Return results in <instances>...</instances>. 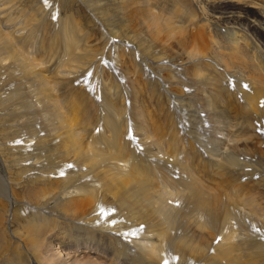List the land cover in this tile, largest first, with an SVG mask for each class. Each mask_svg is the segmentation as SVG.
I'll use <instances>...</instances> for the list:
<instances>
[{
    "label": "bare ground",
    "instance_id": "1",
    "mask_svg": "<svg viewBox=\"0 0 264 264\" xmlns=\"http://www.w3.org/2000/svg\"><path fill=\"white\" fill-rule=\"evenodd\" d=\"M124 1L125 20L164 8L162 0ZM170 3L188 21L184 59L190 65L188 77L197 88L199 101H206L204 106L215 122L220 124L222 119L229 118L235 121L234 135L226 121L219 133L222 142L214 137L213 144L221 146L228 139L222 149L225 153L237 143V149L242 151L255 146L257 154L245 155L242 164L246 168H252L251 163L264 167V0H175L178 7L171 0ZM207 10H211V17ZM186 13H190L189 17ZM154 21L152 37L157 40V34L173 21L164 22L159 17ZM62 35L67 49L73 48L68 26H63ZM10 54L7 59L12 61V67H17L19 81L23 78L34 83L30 94L36 98V110L46 122L48 133L31 138L35 140V153H24L32 156L28 158L32 162L27 163V170L35 167L37 172L34 180L26 183L27 191L19 183L16 188L10 187L4 169H0V193L8 204L6 211L0 204V264H57L48 260L53 246L59 253L66 252L70 261L81 257L78 262L85 264H92V257L102 259L104 264H264V251L251 239L264 238L261 206L251 207L249 200L238 205L224 194L222 200L221 192L204 187L194 177L186 160L178 162L182 176L174 184L177 187H170L177 192L168 190L171 180L158 173L164 172L168 163L150 162L148 156L152 154L148 151L151 148L162 152V144L167 146L174 141L169 122L162 128L134 111L132 130L135 137H141L143 148L139 152L143 154L131 155L132 149L126 150L120 140L122 116L115 106L116 97H105L104 104L113 116L104 113L102 124L107 133L97 141L116 153L96 151L92 144H86L98 120L94 117L95 109L88 95L72 87L80 73L75 68L71 73L54 69L52 76H48L54 66L40 69L39 64L33 68L27 60L14 55L11 43L0 36V55ZM93 57L89 51L83 60ZM4 64L0 59V67ZM234 67L237 89L228 94L223 79ZM13 88L15 96L23 97L16 85ZM203 90L210 93L207 98L201 94ZM23 128L26 131V126ZM161 129L164 141L148 136V131L158 136ZM166 130L172 133L170 138L165 135ZM124 137L130 144L128 136ZM253 137L259 142H254ZM132 142L137 143L134 138ZM191 155L188 162L193 161L195 154ZM11 157L15 166L21 162L20 157ZM167 162L172 161L167 157ZM215 163L220 164L221 159ZM236 166L234 160H226L218 171L226 185L232 184V170ZM0 167L3 168L1 164ZM60 173L65 175L54 177ZM156 180L161 182L160 187ZM17 199L25 202L29 213L22 216L21 209L12 211ZM174 202H178V207ZM250 225L254 229V234L249 233L252 236L246 233V226ZM260 238L256 240L261 244ZM215 239H219L218 243L212 244Z\"/></svg>",
    "mask_w": 264,
    "mask_h": 264
},
{
    "label": "rangeland",
    "instance_id": "2",
    "mask_svg": "<svg viewBox=\"0 0 264 264\" xmlns=\"http://www.w3.org/2000/svg\"><path fill=\"white\" fill-rule=\"evenodd\" d=\"M171 1L175 4V0ZM162 4L164 8L162 9L161 6L159 11L153 10L150 14L147 11L144 12L143 15L146 18L141 16L125 20L127 9L124 0H0V36L3 40H8L11 43L14 55L19 59L27 60L33 68L39 64L41 65L40 69L54 66L55 68L52 67L50 72L46 71L47 68L44 70L46 73L48 72V76H52L54 69L59 72L68 71L71 73L72 68H75L77 73H80L78 81L74 82L72 87L83 91L86 96L88 95L87 98L95 109L94 117H97L98 120L96 125L92 126V132L86 140V144H92V148L96 151L108 154L116 153V150H109L108 146L97 141L101 134L107 133L102 124L104 113L113 116L104 103L109 96L116 97L115 101L118 104L115 106L118 115L122 116L121 121L123 122H120V126H122L120 140L126 150L132 149L131 155L135 154L140 157L139 155L143 154V152H139L143 148V144L141 145L139 141L141 137H135L132 130L134 111L139 112L146 121L162 128L165 122H169L174 133V141H169L167 146L162 144V152L151 148L148 151L152 154L148 156L150 162L154 161V164L155 161L168 163L164 172H158L171 180L168 190L173 193L177 192V189L170 187H174L180 179L179 177L182 176V171L177 166L178 162L186 160L194 172V177L201 181L204 187L221 192L222 200L226 196V199L231 198L238 205H243V201L249 200V206L254 208L261 206L264 210V169H262L264 167L258 163H251L252 168H246L242 164L243 158H246L245 155L257 154L255 146H250L242 151L237 149L238 138H235L237 144L230 147L225 153L222 149L228 144V139L224 140L221 146L213 144L214 137L218 142H222L219 138L220 128L226 123L231 125V134L234 135L235 128L233 129L232 126L235 125V121L229 118L222 119L220 124L215 122V118L212 115H210L212 117L209 116L208 109L204 106L206 101H199L197 88L188 77L191 74L190 65L184 59L183 46L187 44L184 33L188 21H184L181 12L171 6L170 0H162ZM175 5L178 7L177 4ZM186 14L189 17L190 13ZM211 15V10H207V16L211 17ZM155 17H159L164 22L173 21L169 22V25L157 34V40L152 37ZM181 19H184L185 23ZM182 22L185 25H182ZM63 26H68L71 30L70 38L74 43L71 49L69 47L67 49V44L64 41ZM89 51L93 53L94 57L91 60H83ZM9 56L11 57V54L0 55V59H3V63H5L3 67H0V164L3 167L0 169L5 170H3L5 173L3 175L10 187L16 188L19 183L24 191H27L29 186L26 183L32 182L37 176V172L35 167L34 170H27L29 167L26 165L32 162L28 158L32 156L25 154L35 153V140L31 138L40 134L43 136L48 132L46 131V122L36 110V108L38 109V106H35L36 98L30 94L34 83L23 78L19 81L17 67L15 65L12 67V61L7 59ZM154 58L162 63L163 68L159 67ZM236 71L235 67L230 69L226 78L223 79L228 94H233L234 92L230 91L237 89ZM14 85L18 87L23 97L15 96ZM203 91L201 94L207 98L210 93ZM71 92L73 95L74 90ZM24 126H26V131L22 130ZM148 130L150 131V129ZM162 130L158 132L159 137L149 131L148 136L164 141ZM164 133L168 138L172 135L168 130ZM127 134L130 144L124 137ZM133 138L137 143L132 142ZM28 140H32V142L27 143ZM254 142L259 141L254 138ZM191 153L195 155L193 161L188 162L190 160L187 158L192 157ZM158 154L159 156H157ZM11 155L21 158V162L17 166L12 162H15V159ZM128 156L130 159L129 154ZM167 157L172 162H167ZM121 158L122 160L126 159L125 157ZM220 159V164L215 163ZM226 160H234L237 164L232 170L234 176L231 185L223 183L218 173ZM68 167L71 168V164ZM73 169L76 170L74 167ZM179 172L181 175L178 174ZM64 175L65 173H60L54 177H63ZM157 180H159L158 176ZM159 183L161 184V182ZM251 198L254 199L251 201ZM5 200L0 193V204L5 207L6 211L8 204ZM24 203L21 199H17L12 211L21 209L22 216L29 213L30 209L26 208ZM173 205L178 207V202H174ZM3 216L5 220L6 214ZM252 225L250 226L252 227ZM250 226H246L248 235H251L249 233L254 234V229ZM139 228L141 227L139 226ZM234 228H236L235 225ZM260 230L262 231L261 227ZM6 238L9 239V235ZM251 239L256 247L264 251V244H262L264 238H260L261 244L253 236ZM214 241L212 244H217L219 239ZM56 248L55 246L51 248L48 260L57 264H85L78 262L82 260L81 257L70 261L67 259L66 252L59 253ZM256 258L260 260V257ZM90 259L92 264H104L102 259L95 257ZM173 259L176 258L173 257Z\"/></svg>",
    "mask_w": 264,
    "mask_h": 264
}]
</instances>
